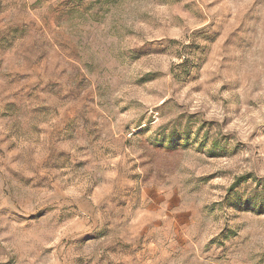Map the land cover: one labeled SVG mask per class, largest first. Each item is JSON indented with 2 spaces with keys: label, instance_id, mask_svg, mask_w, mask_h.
<instances>
[{
  "label": "rangeland",
  "instance_id": "374dc122",
  "mask_svg": "<svg viewBox=\"0 0 264 264\" xmlns=\"http://www.w3.org/2000/svg\"><path fill=\"white\" fill-rule=\"evenodd\" d=\"M0 264H264V0H0Z\"/></svg>",
  "mask_w": 264,
  "mask_h": 264
}]
</instances>
